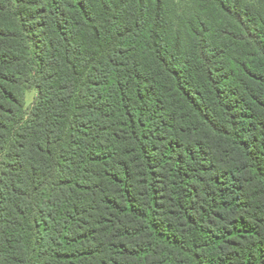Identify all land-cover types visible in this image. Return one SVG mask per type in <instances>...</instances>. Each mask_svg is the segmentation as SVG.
I'll use <instances>...</instances> for the list:
<instances>
[{"label": "trees", "instance_id": "1", "mask_svg": "<svg viewBox=\"0 0 264 264\" xmlns=\"http://www.w3.org/2000/svg\"><path fill=\"white\" fill-rule=\"evenodd\" d=\"M0 264H264V0H0Z\"/></svg>", "mask_w": 264, "mask_h": 264}, {"label": "rangeland", "instance_id": "2", "mask_svg": "<svg viewBox=\"0 0 264 264\" xmlns=\"http://www.w3.org/2000/svg\"><path fill=\"white\" fill-rule=\"evenodd\" d=\"M36 97H37V90H35V89L29 90L26 93V107L28 109L32 107V105L35 102Z\"/></svg>", "mask_w": 264, "mask_h": 264}]
</instances>
